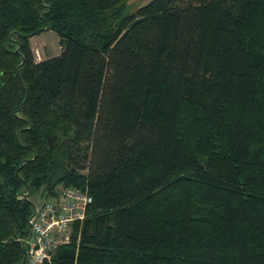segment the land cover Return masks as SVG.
<instances>
[{
	"label": "trees",
	"instance_id": "trees-1",
	"mask_svg": "<svg viewBox=\"0 0 264 264\" xmlns=\"http://www.w3.org/2000/svg\"><path fill=\"white\" fill-rule=\"evenodd\" d=\"M126 1L0 0V264L57 185L50 264H264V0Z\"/></svg>",
	"mask_w": 264,
	"mask_h": 264
},
{
	"label": "built area",
	"instance_id": "built-area-1",
	"mask_svg": "<svg viewBox=\"0 0 264 264\" xmlns=\"http://www.w3.org/2000/svg\"><path fill=\"white\" fill-rule=\"evenodd\" d=\"M90 202L86 187L57 185L50 198L33 205L23 240L25 264H50L55 249L69 241L72 224L84 219Z\"/></svg>",
	"mask_w": 264,
	"mask_h": 264
},
{
	"label": "rangeland",
	"instance_id": "rangeland-1",
	"mask_svg": "<svg viewBox=\"0 0 264 264\" xmlns=\"http://www.w3.org/2000/svg\"><path fill=\"white\" fill-rule=\"evenodd\" d=\"M148 1L149 0H127L125 2L123 13L129 14ZM28 44L35 61L57 55L60 51L57 36L51 30H42L37 34L30 36L28 38ZM44 198L45 196H40L39 190L33 191L28 195V199L31 200L34 205L40 204Z\"/></svg>",
	"mask_w": 264,
	"mask_h": 264
},
{
	"label": "water",
	"instance_id": "water-1",
	"mask_svg": "<svg viewBox=\"0 0 264 264\" xmlns=\"http://www.w3.org/2000/svg\"><path fill=\"white\" fill-rule=\"evenodd\" d=\"M41 30H48V27L45 26V27H43ZM27 219H28V218H27ZM26 232H27V228H26Z\"/></svg>",
	"mask_w": 264,
	"mask_h": 264
}]
</instances>
